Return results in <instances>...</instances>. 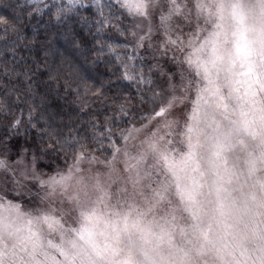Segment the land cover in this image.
Instances as JSON below:
<instances>
[{"label": "snow or ice", "instance_id": "snow-or-ice-1", "mask_svg": "<svg viewBox=\"0 0 264 264\" xmlns=\"http://www.w3.org/2000/svg\"><path fill=\"white\" fill-rule=\"evenodd\" d=\"M94 3L103 73L61 85L48 50L23 72L0 65L23 77L0 95L27 106L24 121L0 99V264H264V0H116L108 16L111 0ZM105 26L131 40L110 43ZM50 81L64 89L51 108ZM51 154L72 163L45 174Z\"/></svg>", "mask_w": 264, "mask_h": 264}, {"label": "trees", "instance_id": "trees-1", "mask_svg": "<svg viewBox=\"0 0 264 264\" xmlns=\"http://www.w3.org/2000/svg\"><path fill=\"white\" fill-rule=\"evenodd\" d=\"M107 2L109 0H100V5L102 6ZM111 3L113 4V9L105 8V16L110 15L118 7L116 0H111ZM37 8H39V11H36ZM58 8L68 9V11L59 14V20L57 19ZM116 15H119V13L117 12ZM0 16L5 17L10 23H14L19 35L23 37V39L18 40L15 33L10 31L5 36L3 31H0V65H15L20 72H23L25 63L34 67L31 58L35 56L39 59L43 56L44 51L48 50L50 52L48 56L50 67L60 64L61 58L65 61L62 69V78L59 81L61 85H63L65 79H68L67 72L69 71L78 70L84 76H95L98 73L104 72V64L93 65L91 63V54L89 53L92 45L91 33H95L96 31V21L102 19L97 11V5L94 3V0H76V2L71 4H69V0H31V2L29 0H0ZM82 18L84 19L82 20ZM130 21V19L125 20L121 26L130 25ZM112 23L115 24L118 21L113 20ZM104 39L114 45H123L131 40V37L128 35L121 36L115 29L105 26ZM73 40L81 41L79 49L74 47ZM30 41L32 42L31 44L29 43ZM45 42L50 43V49H42L41 46ZM14 43L16 44L15 55L9 50ZM24 45H28V47ZM21 57L24 59H21ZM69 65L72 67L69 68ZM46 77L47 71L45 70L43 75L37 73V76H34L33 80L39 78L40 81H43ZM22 80V76L11 79L6 76H0V92L3 91V86H7L9 89L13 85L22 88ZM126 85L127 82L125 81L120 86L126 87ZM49 87L51 91L49 92L47 104L51 108L54 105V98L57 96V93L63 96L64 89L63 87L57 89L54 81L49 82ZM75 87L76 85L73 83V88ZM35 91L37 92V96L32 102L40 104L39 95L44 93V85L38 82ZM73 98L71 95L67 97L68 100H72ZM0 99L4 100L5 103L11 104V108L8 111L13 114L18 115L21 110H24L25 115L22 119L24 121L27 120V106L23 103L17 106L15 93L9 96L5 92L3 95H0ZM59 102L62 103V101ZM95 107L96 105H93V108ZM11 119L12 116L6 118L0 115V136L5 135V125ZM137 123L140 122L137 121ZM124 126V124L120 125V127ZM20 139L23 142V138ZM70 160V158H56L54 154H51L44 156V159L39 164L43 169L50 170L55 165L67 163ZM49 164L51 166H48Z\"/></svg>", "mask_w": 264, "mask_h": 264}, {"label": "rangeland", "instance_id": "rangeland-1", "mask_svg": "<svg viewBox=\"0 0 264 264\" xmlns=\"http://www.w3.org/2000/svg\"><path fill=\"white\" fill-rule=\"evenodd\" d=\"M130 25H131V21H130ZM142 54H143V53H142ZM146 70H147V69H145V71H146ZM157 91H159V89H157ZM136 126L139 127V126H140V123H136ZM144 135H145V133H141L140 136H139L135 141H132V142L129 143V149H130V151H134L135 148L139 146L140 140H142V139L144 138ZM96 155L100 156V158L103 159V156H102L100 153H96ZM12 158H13V160H14V159H15V156H13ZM121 159H123V158H121ZM39 163H40V162H39ZM71 163H72V161L70 160V161L67 162V163H59V164H57V165H58L60 168H62V169H66L67 166H68V164H71ZM57 165H55V166H54L52 169H50V170H45V169H43L42 167H40V164H38V170H42V172L45 173V174H50V173H51V172L57 167ZM82 166L86 168V167H87V164L85 163V164L82 165ZM93 168H94V170H95V166H93ZM100 170H101V171H104L103 168H101ZM45 178H47L46 175H45Z\"/></svg>", "mask_w": 264, "mask_h": 264}]
</instances>
